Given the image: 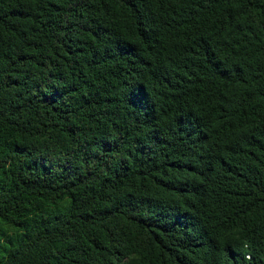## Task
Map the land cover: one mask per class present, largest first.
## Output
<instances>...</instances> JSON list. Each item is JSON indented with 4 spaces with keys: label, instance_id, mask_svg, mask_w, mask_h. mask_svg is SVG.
<instances>
[{
    "label": "trees",
    "instance_id": "trees-1",
    "mask_svg": "<svg viewBox=\"0 0 264 264\" xmlns=\"http://www.w3.org/2000/svg\"><path fill=\"white\" fill-rule=\"evenodd\" d=\"M0 264H264V0H0Z\"/></svg>",
    "mask_w": 264,
    "mask_h": 264
}]
</instances>
